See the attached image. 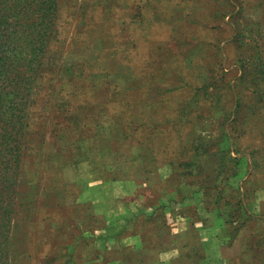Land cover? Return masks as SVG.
<instances>
[{"label":"rangeland","instance_id":"rangeland-1","mask_svg":"<svg viewBox=\"0 0 264 264\" xmlns=\"http://www.w3.org/2000/svg\"><path fill=\"white\" fill-rule=\"evenodd\" d=\"M13 1L0 0L6 22L17 31L4 38L11 51L3 62L13 67H0V92L5 106H12L0 108V134H14L16 122L8 119L6 127L2 114H13L21 99L33 149L16 196L15 188H4L7 212L0 215L11 226L0 228L1 242L7 236L6 263L47 262L62 233H78L76 245L101 246L83 231L97 233L107 225L94 216L78 220L73 204L99 168L110 166L109 157L127 153L141 155L148 172L165 177L157 188L129 198L130 229L150 227L139 215L146 209L159 219L157 227L166 225L168 213L212 211L224 230L229 264H264V0H51L56 32L38 69L29 65L26 45L27 34H36L28 28L32 19L18 22L13 14L20 7L12 9ZM27 6L38 8L39 1L27 0ZM66 111L76 116L64 125L68 138L55 142L58 120L52 115ZM103 125L129 133V141L117 145L104 138L103 151L72 162L57 153L76 154L72 145L102 132ZM137 198L142 206L132 202ZM112 222L108 230L116 232L119 222ZM109 256L118 261L128 254L115 247Z\"/></svg>","mask_w":264,"mask_h":264},{"label":"crops","instance_id":"crops-1","mask_svg":"<svg viewBox=\"0 0 264 264\" xmlns=\"http://www.w3.org/2000/svg\"><path fill=\"white\" fill-rule=\"evenodd\" d=\"M170 0H162L160 4L168 3ZM141 12L144 4H140ZM104 138L108 139V136ZM102 149H105L103 147ZM101 149V150H102ZM98 150V149H95ZM103 151V150H102ZM123 158H110V166L104 165L99 168L97 175L93 176L92 182L81 191L73 207L77 210V219H85L91 216L98 217L105 222V227H99L97 233L83 231L98 240L101 246H87L86 244H74L73 238L79 234H61L58 245L54 246L45 259L47 262L40 264H229L225 255L230 250L224 251L222 241L224 230L217 228L218 215L214 213L215 223L212 218V211L195 209L194 214L185 211L179 214L168 213L167 209L163 218L166 225L157 227L159 219L149 217V210L139 213L142 223L149 225L146 230L140 231L130 229L128 224L132 215L127 210L130 206L129 198L133 193L143 195L144 193L157 188L163 184L165 177L160 172H148L145 161L141 155L129 158L127 153ZM135 205L142 206L139 198ZM186 202V200H185ZM133 204V203H132ZM134 205V204H133ZM136 206V207H137ZM144 210V208H142ZM220 225L222 224V217ZM138 219V218H137ZM119 222L116 232L108 230L113 224L111 221ZM115 223V222H114ZM133 227V226H132ZM65 235V237H64ZM68 237V239H66ZM115 247L128 254L123 260L112 261L109 254ZM103 250L99 256L96 249ZM110 251V252H109ZM85 254L82 259L71 254ZM87 253V254H86ZM136 253L137 258L131 259L130 254ZM108 254V255H107ZM234 256V252H232ZM97 257V258H96ZM77 258V259H76ZM102 259V260H99Z\"/></svg>","mask_w":264,"mask_h":264},{"label":"trees","instance_id":"trees-1","mask_svg":"<svg viewBox=\"0 0 264 264\" xmlns=\"http://www.w3.org/2000/svg\"><path fill=\"white\" fill-rule=\"evenodd\" d=\"M38 1H39L40 8L38 7L35 9L28 10L29 7L27 6V0H14L13 1L14 8H12V9H15V7L16 8L20 7L16 16L13 14V16L16 17L18 22L22 21L23 16L26 18L25 20L32 19L31 23L30 22L27 23L28 28H30L31 30L33 29L36 34H35V37H33L34 35L32 31L27 34L29 36V38H27L29 39V42L26 43V45L30 47V53L32 55L31 59L28 60L29 65L32 64L33 67H36L35 69H38L40 63L43 60L46 46L50 42L52 37H54L53 34L56 32L54 26L56 23L55 20L57 16V9H56L57 6L51 0H49L48 3H47V0H44V1L38 0ZM24 5L25 7H22ZM4 10H5V7L3 9L2 8L0 9V33H1V36H0L1 37L0 38V67L3 68L4 66L5 71L10 72L11 67H13V62H8V63L3 62L4 58H6L5 56L8 55L9 52L11 51V45L5 39L9 40L13 34H17V31L15 27L11 26V23L6 22L7 17L3 13ZM39 19H42V22L37 23L36 21L39 22ZM21 92L22 91H19L17 94H15L14 98L18 99L19 98L18 94ZM2 96H3V93L0 92V108H6V110L9 111L10 106L12 105H10L9 107H6L4 104L5 101L2 100ZM26 97L27 96H25L24 98ZM20 101L21 99L18 100L17 102L18 106H15L13 114L11 115L2 114L6 118V121H2L6 123V127L10 123L8 119H12L11 123L15 121L17 124L16 126L17 128L15 129V132L13 134L15 136H13L12 133L9 130H7V128H6L8 132L7 139L4 134H0V173H1V176H3L0 179V210H2V215H4V213L7 212V205H3V202L6 201L3 198L5 197L4 188L5 189L8 188V190L14 189L15 185L17 186L19 181L22 182V184L25 183V178L28 177L25 173V162H26V158L28 157L27 153L29 150L33 149L28 144V141L30 140V138L28 139V136L31 133L29 128L31 127L32 123L31 121H29V117L25 113V110H24L25 108L23 109L20 108L21 106ZM52 116L54 118L51 119V121H54L55 118L58 120L57 122L53 123V126L55 127L53 131L56 133V136H57V139L55 140V142H58L60 138L62 141H65L68 138V135H67L68 127H65L64 125L68 123L69 120L71 121L72 118L76 116L75 112L66 111V115H64L63 112H58V113L53 114ZM61 118H62V123L59 122ZM42 123H46V120H43ZM58 123H60L59 126H58ZM0 125H1V122H0ZM107 127L111 128L110 125L109 126L103 125V127H101V131L102 132L106 131ZM0 129H3V128L0 127ZM102 132L93 134L91 137L82 136L78 140L76 145H72L73 147H75V150H77L76 154L72 155L70 154L69 151L67 153H62L64 152V150L62 152L57 151V153H61L65 155L66 158L69 156L70 161L72 162V158H74L75 156L87 157L85 154H89V152L92 150L98 149L101 151V149L103 148L104 137H105V134H102ZM47 133L48 132L44 131L43 133L40 134V139L42 140L41 144L44 143L43 139H46ZM107 136H108L109 142L111 141L112 143L121 145V143H124V140L126 141L128 140L130 135L129 133H125V132L122 133L120 131L116 134V131L114 132V129L111 128V132ZM92 141L95 143V146H93L92 144L89 147V144L92 143ZM140 145L142 144L140 143ZM141 153H143V151H141ZM122 156L124 155L122 154ZM50 157L54 158V154H52ZM142 158L144 159L145 166H146V159L144 157ZM13 166H15V168H13ZM12 169H15V172L13 173L14 176L9 174V172ZM16 194H17V188L13 190V195L16 196ZM12 196L10 197V199H12ZM151 207H155V206L152 205ZM159 209L162 210L163 207L162 208L159 207ZM3 226L9 229L11 227L10 223L4 224L2 222V217L0 215V228L4 229ZM228 234H229V237L233 236V233H228ZM2 237H3L2 232H0V264H7L6 258H5L6 255L4 256L7 250L6 248L7 236H5L3 238V241L1 242Z\"/></svg>","mask_w":264,"mask_h":264}]
</instances>
